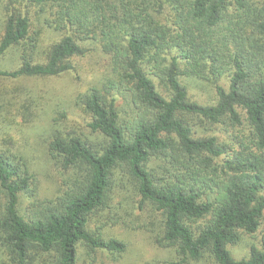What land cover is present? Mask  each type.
I'll return each instance as SVG.
<instances>
[{"label": "trees", "instance_id": "1", "mask_svg": "<svg viewBox=\"0 0 264 264\" xmlns=\"http://www.w3.org/2000/svg\"><path fill=\"white\" fill-rule=\"evenodd\" d=\"M90 53L109 69L73 100L101 138L65 133L56 119L48 144L79 171L70 187L22 214L20 194L34 193L35 180L0 145V245L10 263L85 264L81 249L124 255L127 244L91 222L133 192L161 215L158 243L174 264H264V230L248 258L231 251L264 218V0H0V77L58 78ZM183 77L209 83L213 99L194 100ZM11 94L29 117L39 112L22 87ZM218 130L236 131L235 141Z\"/></svg>", "mask_w": 264, "mask_h": 264}, {"label": "rangeland", "instance_id": "2", "mask_svg": "<svg viewBox=\"0 0 264 264\" xmlns=\"http://www.w3.org/2000/svg\"><path fill=\"white\" fill-rule=\"evenodd\" d=\"M15 56L3 62V66L10 68L15 62ZM76 73L66 74L50 79H22L13 81L0 77V97L9 100L12 104L0 99V145L1 149L20 158L26 165L29 173L33 175L35 192L20 194V211L22 214L30 212L36 200L49 202L59 198L64 190L70 187L78 170L64 169L62 164L53 159L49 152L48 144L52 130L53 120L59 119L58 127L65 133L80 135L96 142L101 136L93 133L88 124L91 116L82 107H78L73 100L75 94L84 91L94 83L105 78L109 66L101 56L90 53L85 58H77ZM182 81L188 86L194 100L209 103L213 97L212 86L192 77H183ZM23 88L26 93L40 101L39 112H33L34 117H29V111L15 103L11 91L14 88ZM163 91L164 89L161 88ZM119 110L125 117V112H130L126 93L119 94ZM40 114L36 117V114ZM27 118H25V116ZM30 120H32L30 122ZM207 127V126H206ZM203 128V127H202ZM210 128V127H209ZM208 129V128H207ZM226 143L235 141V132L222 133L217 131ZM8 134V135H7ZM7 135L5 138L4 136ZM229 135H232L229 136ZM235 144V143H233ZM232 145V144H231ZM33 193V194H32ZM5 202V195L0 186V203ZM111 204V202H110ZM111 209L97 213L92 219L94 229L100 228L106 237H115L127 244V252L118 256L107 251H101L97 257L87 255L81 249V260L85 264H174L176 257L174 251L162 247L158 243L157 233L161 215L155 211L143 210L139 205V198L130 192L119 198L115 195ZM264 230V218L261 229L255 236H244L241 243L231 249L235 259L248 258L251 244H259ZM0 264H11L5 249L0 245Z\"/></svg>", "mask_w": 264, "mask_h": 264}]
</instances>
